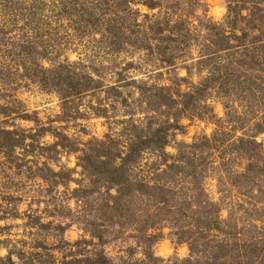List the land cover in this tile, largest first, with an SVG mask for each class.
I'll return each instance as SVG.
<instances>
[{"label":"rangeland","instance_id":"rangeland-1","mask_svg":"<svg viewBox=\"0 0 264 264\" xmlns=\"http://www.w3.org/2000/svg\"><path fill=\"white\" fill-rule=\"evenodd\" d=\"M222 31L264 41V0H0V264H264L263 103L220 94Z\"/></svg>","mask_w":264,"mask_h":264},{"label":"trees","instance_id":"trees-1","mask_svg":"<svg viewBox=\"0 0 264 264\" xmlns=\"http://www.w3.org/2000/svg\"><path fill=\"white\" fill-rule=\"evenodd\" d=\"M68 5L73 6V0H68ZM146 7H148L149 9L153 10L156 7V4L153 2H146L144 4ZM109 16H111V18H108V29L106 30L110 35L113 34L114 37H116V33L113 31L114 28L116 29L118 24L121 26V23H123V21H125L124 16L122 15V12L115 9L113 10ZM121 35L122 33V29L119 28L117 29ZM259 34L263 35L262 29L259 28ZM114 32V33H113ZM254 32V31H253ZM221 36L218 39V41H211L209 42L207 45V49L206 55L204 57H206L203 62L204 63H211L213 65H215L216 69L220 72V79L221 82L223 83V87H221L220 89V94L222 93L224 96H227L229 94H231V92H234L236 90V83H240L241 81H244L245 83L242 86V90L245 94V100L249 101V105H254V103H260V101L262 100L261 103V107L258 108V110L263 111L264 109V41H259L260 39L256 38L253 39L251 37H249V33L247 34L246 32L238 35L237 33H233V32H225L222 31L221 32ZM112 36V35H111ZM113 38V36H112ZM187 38V39H186ZM189 37L187 35H184L182 39H186L185 41L183 40L181 43L185 44L188 46V44L190 43V41H188ZM215 42L217 45L225 48L226 46L230 45L229 48H227V50L231 51V53H229V55L233 56L232 59H230L229 63H223L220 64V66H216V63H221V61H215L214 64V59L213 57H215V53H217V45H215ZM249 42V43H247ZM231 44H236V46H233ZM226 45V46H225ZM214 48V49H213ZM211 81L214 82V79ZM213 82H208L207 79L203 80V87H207L210 86L211 87V83ZM215 83V82H214ZM197 87V86H196ZM194 87V88H196ZM204 88V89H205ZM208 88V87H207ZM204 89H197L196 91L199 92L198 95H200V93H202L204 91ZM226 90V91H225ZM197 94V93H195ZM190 97V96H189ZM195 98L191 97V99L189 100L188 105L186 104L184 106L185 107H189V104H192L194 102ZM207 143L209 141H206ZM254 141H251V143L247 142V145H249L250 147L254 148H249L250 150H246L247 152L251 153L254 152L256 155V143ZM258 157H260L259 155V151H258ZM247 185L249 186V184H252V181L248 178L246 181ZM250 187V186H249ZM253 188L250 187V191ZM173 199V198H172ZM251 200H256L258 201V199L256 198V196L252 197L249 199V201ZM160 204H163L166 208L169 207V203L167 202H159ZM249 203V202H248ZM250 206H253L252 203H249ZM254 204V203H253ZM199 201H197L194 205V207L192 208L191 205L186 204V202L183 205V209L187 210L189 214H187V216L190 218V220L193 222L192 226H190L191 230H195L196 228H198V226L201 225H205V229L209 232H211L212 230H216V231H221L220 225L218 224V222H220V220L218 221V219L220 218V215L216 212H218V210H216L215 205L209 204V203H204L202 205V208L199 207ZM246 204H235V207H237V209H242L244 207H246ZM165 208V209H166ZM207 210H211L209 212H207ZM207 212V213H206ZM204 214V215H202ZM237 214V213H236ZM242 215V214H240ZM217 219V220H216ZM221 219V218H220ZM202 227H199V229ZM220 229V230H219ZM186 230H189L186 229ZM185 229H182V233H179L178 235L181 236L180 240L184 241H190L192 242V244L194 246H190L192 249H190L194 254L195 253H199L202 250L205 249H201L199 248L200 245L197 243V239H193V237L188 238L190 235H187L186 233H184L186 231ZM232 234V233H231ZM238 236V235H237ZM187 241V244H188ZM245 241L243 240L242 245H241V249H244L246 245H244ZM195 247V249H194ZM206 250L203 252L205 253ZM258 254V253H256ZM263 254H264V249H263ZM207 262H205L204 264H212V261H210V257L207 258L206 260ZM214 264H222L220 263V259L218 257V255L215 256V261Z\"/></svg>","mask_w":264,"mask_h":264},{"label":"clouds","instance_id":"clouds-1","mask_svg":"<svg viewBox=\"0 0 264 264\" xmlns=\"http://www.w3.org/2000/svg\"><path fill=\"white\" fill-rule=\"evenodd\" d=\"M217 19H219V16H217Z\"/></svg>","mask_w":264,"mask_h":264}]
</instances>
